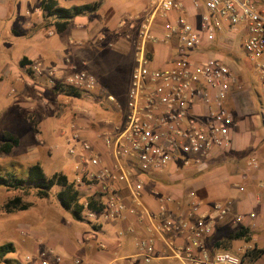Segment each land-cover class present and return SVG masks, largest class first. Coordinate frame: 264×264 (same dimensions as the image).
I'll return each mask as SVG.
<instances>
[{
  "label": "built area",
  "instance_id": "built-area-1",
  "mask_svg": "<svg viewBox=\"0 0 264 264\" xmlns=\"http://www.w3.org/2000/svg\"><path fill=\"white\" fill-rule=\"evenodd\" d=\"M189 6L197 11L195 22L188 15ZM173 13L176 16L170 22ZM157 19L167 22L161 35L156 32ZM240 30H244V52L264 94V0H153L152 12L139 30L125 110L114 95L105 97L123 120L122 115L118 123L106 120L111 128L99 136L102 150L82 136L78 123H68L65 133L71 134L69 143H73L68 154L75 159L76 183L88 198L104 206L101 213H94L88 210V201L82 202L85 213L103 214L112 222L125 220L129 213L137 215L146 228L138 242L144 264H151L160 250L174 264H244L239 255L213 252L205 244L214 235V226L200 215L203 205L194 192L188 194L186 213L172 209L177 203L172 194L153 192L158 213L144 202L145 181L152 175L167 174L180 160L185 166L206 167L215 150L233 144L236 121L228 106L241 88L238 77L224 59L197 58L196 54L214 50L219 40ZM174 41L177 58L166 68H154L147 44ZM35 70L38 75L44 72L39 67ZM63 84L85 94L98 88L95 76L86 71L69 75ZM123 189L131 207L124 201ZM239 190L243 192L244 187ZM214 210L220 219L225 218L232 212L231 202H218ZM186 233L187 244H178L175 239ZM75 264L83 263L76 260Z\"/></svg>",
  "mask_w": 264,
  "mask_h": 264
},
{
  "label": "crops",
  "instance_id": "crops-1",
  "mask_svg": "<svg viewBox=\"0 0 264 264\" xmlns=\"http://www.w3.org/2000/svg\"><path fill=\"white\" fill-rule=\"evenodd\" d=\"M1 1L0 55H3L4 59L7 60L0 71L1 109L3 112H8L15 102L25 109L33 104L36 112L42 117L43 112H45V100L41 99L40 94L44 93L46 87L51 88L54 81L52 82L53 79L47 77L41 79L26 78L25 73H27L28 65L23 66L21 61L26 59L35 65L44 66V70L55 69L58 73L55 74L57 79L65 77L71 73V70L82 71L80 70L82 67H88L93 71L100 62L103 53L114 51L113 43L120 45L119 47L123 49L121 51L123 55H125V48L128 43L136 46L139 30L152 12L153 0H57L59 5L65 8L99 5L94 12L76 17L69 30L63 34H58L52 29H42L41 0H29L34 4L35 9L31 12L28 10L25 12L26 19L24 24L20 23L21 28L19 29L15 28L14 25L11 26L13 21L17 24V17L12 14L10 6ZM196 13L197 11L189 6L188 15L193 22L196 20L194 17ZM175 16L176 14L173 13L169 21H173ZM166 24V21L157 19L156 32L161 35ZM7 32L15 39L30 41L18 53L16 59L13 57V51L17 45L15 41H10L11 39L4 40V34ZM60 35H63L62 39L59 37ZM154 45L155 48L148 51V54H151L150 59L154 68H166L177 58L178 45L176 41L170 45L160 42L154 43ZM118 51L120 50L118 49ZM203 52L205 53L196 54V57L207 58L213 55L211 49ZM85 58L87 63L83 60ZM135 67L136 62L130 67L129 75L123 85L126 86L125 101H123V88L118 95L110 93L116 96L121 104L127 102ZM29 79L33 83L30 89L24 85ZM96 99L98 100V97ZM100 100L103 102L101 103L103 108L99 109V118L94 120L80 118L77 123L82 128V136L93 141L94 145L102 150L99 136L104 130L111 128V125H106V120L118 123L122 114L117 111L103 110L104 108L108 109V106L105 97ZM90 105L91 101L86 103V108ZM122 107L125 110V106ZM241 124L245 130L239 131L236 128L235 132L233 131L231 147L226 150H215L205 163L206 167L185 166L184 160H180L171 166L167 174L152 175L146 179L144 202L152 212L158 213V197L153 192L162 195L172 194L177 202L172 209L175 212L186 213L188 194L202 192L203 194L199 199L203 205L200 215L206 216L207 220L214 226V235L208 237L205 244L211 247L213 243L226 238L244 226L250 229L253 237L251 244H245L242 241L234 244L235 250L238 248L239 251L243 252L253 248L254 245L264 248V146L261 147L260 134L256 135L248 130L245 122ZM255 135L256 139H254ZM253 160H257L255 166L250 165ZM174 179L178 182L175 183ZM239 187H244V191H240ZM188 188L190 190L186 192ZM122 194L125 203L131 207L132 204L125 189L122 190ZM218 202H231V214L220 219L214 210V205ZM34 215L33 220L36 223V228L34 230V224H32L33 237L41 240L51 230L55 235L52 240L58 243L62 252L69 255L64 262L58 258L57 264H73L75 255L83 264H144L142 258L138 256V242L146 234V228L135 214L129 213L125 220L113 222V226L118 229L115 240L102 242H97L89 234L85 236L86 227L76 221L73 215H67L65 210L60 213L54 209L48 211L35 210ZM251 215H255L256 218L251 219ZM41 224L46 229H38ZM28 226L30 227L28 224L18 225L10 233L19 232L24 237V234L27 235V231L23 229ZM101 227V225L93 226L95 230H101ZM3 233L9 234L5 226L0 227V234ZM186 235L187 233L178 236L175 239L176 242L180 245H186ZM83 238L86 240L83 241ZM59 243H62V246H59ZM85 243L87 244L85 245ZM33 245L37 247L36 243ZM101 245H105L106 249L102 250ZM164 255L160 250L157 258L151 264H174L172 259ZM41 257H45V254L42 253ZM261 259L254 264H263ZM26 264L44 263L40 258L34 263L27 262Z\"/></svg>",
  "mask_w": 264,
  "mask_h": 264
},
{
  "label": "rangeland",
  "instance_id": "rangeland-1",
  "mask_svg": "<svg viewBox=\"0 0 264 264\" xmlns=\"http://www.w3.org/2000/svg\"><path fill=\"white\" fill-rule=\"evenodd\" d=\"M1 2L9 5L12 9V14L17 17L18 21L17 24L14 21L11 22V26L14 25L15 28L18 29L21 28L20 23H23L26 19L25 12L27 10L31 12L35 9L34 4L29 2V0H2ZM243 33L244 30H240V32L232 35L231 38H222L214 45V50H212L211 54L224 59L232 68L231 70L234 71L235 76L238 77V83L241 87L235 93L234 98L230 99L228 106L235 116L236 124L234 125V132L236 128L239 129V131L245 130V127L241 124L245 122L248 130L253 134H260L262 147L264 146V94L261 92L259 78L255 75L252 65L248 62L246 53L244 52ZM4 36V40L11 39L10 41L16 42L17 48H14L13 51L14 59L17 58L16 56L24 46L30 43L27 39H15L9 35V32L5 33ZM59 37L62 39L63 35ZM132 45V43L126 45L125 55H123V52H121L123 49L119 47L120 45L113 43L112 46L114 51L103 53L100 62H98L93 71L88 69V67H82L83 69L81 68L80 70L95 76L98 88L96 91L89 94L80 92V96H69L55 90L58 84L64 85L65 78L76 72L75 70H71V73L65 77L57 79L55 76V74H58L57 72L51 76L50 73L53 70H44V66L35 65L27 60L26 63L28 64L26 65H28V68L26 69L27 73H25L26 78L36 77L41 79L47 77L53 79L52 82H54L51 84V88L46 87L44 93L40 94L41 99L45 100V112H43L42 117L36 112L35 107L32 106L33 104L25 109L15 102L8 112H3L0 98V147L5 143V135L16 138L20 142L19 146L10 154L0 152V173L16 172L19 176H25L28 174V167L40 164L48 177L57 173L66 175L69 181L79 190L81 194L80 202L88 201V194L84 190H81L80 186L76 183V174L74 172L75 159L68 154V150L73 143H69L71 134L65 133V131L69 130L70 125H68V123L70 121L77 123V120L80 118L89 120L99 118V109L103 108L101 105L103 102L100 99L106 97L110 93L118 95L123 88V101H125L126 86L124 87L123 85L129 75L130 67L136 62V50H134L136 46ZM117 48L120 51H118ZM147 48L148 51H152L155 45L153 43H148ZM83 60L87 63L86 58ZM6 61L3 55H0V71L4 67V62ZM36 67L44 70L42 75L36 74ZM24 85L26 88L30 89L33 83L29 79ZM97 97L99 101L96 99ZM92 98L94 100H91ZM90 101L91 105L86 108V103ZM122 106H125V104H122ZM103 110L113 111L109 106L108 109L104 108ZM123 117L122 115V120ZM256 135L254 139L257 138ZM254 152L256 151L254 150ZM173 181L175 183L178 182V180L175 179ZM189 190L188 188L186 192ZM59 192L60 188L56 187L52 190L48 199H41L34 191L22 192L0 187V227H7L9 232V234H0V245L12 243L15 246L16 252L9 255L7 258L11 260L12 264L34 263L40 258L44 264H57L58 258L62 259L64 262L69 256L60 250L55 240H52L55 235H53L51 230L47 233L46 237H43L41 240L40 238L36 239V237H33L32 233L36 228V223L33 220L35 210L48 211L54 209L59 213L64 211L58 201ZM195 194L197 198L200 199L203 193L196 192ZM17 197L22 198L26 203L31 205L29 210L8 213L6 211V205ZM55 213L58 214L57 212ZM65 213L67 215L70 214L66 211ZM79 222L86 227L84 232L85 236L89 234L97 242L115 240V234L118 229L113 226V222L106 220L103 214L90 217L87 213H84L83 220ZM21 224L30 225V227H24L23 229L27 231L26 236L24 234L23 237L19 232L10 233L11 230ZM32 224H34V230ZM95 225L96 227L97 225H101V230H95L93 228ZM41 228L46 229L42 224L38 229ZM82 240L85 241L86 238ZM34 243H36L37 247H34ZM86 244L87 243H85V245ZM59 246H62V243H59ZM239 250L236 248L233 253L241 257L245 251L241 252ZM42 253L45 254L43 258L41 257ZM74 258L73 264L75 260H78L76 255ZM261 258L260 261L264 264V256ZM247 263L250 264L248 260Z\"/></svg>",
  "mask_w": 264,
  "mask_h": 264
},
{
  "label": "trees",
  "instance_id": "trees-1",
  "mask_svg": "<svg viewBox=\"0 0 264 264\" xmlns=\"http://www.w3.org/2000/svg\"><path fill=\"white\" fill-rule=\"evenodd\" d=\"M98 6L95 4L65 8L61 7L57 0H41L40 9L43 15L42 29H52L58 34H63L69 30L76 17L94 12ZM148 57L151 58V54H148ZM26 62L27 60L24 59L21 64L24 66L28 64ZM55 90L69 96L81 95L80 91L60 84L55 87ZM4 139L5 143L0 147V152L4 154H10L20 144L18 139L8 137L7 135H5ZM27 172L28 174L25 176H19L16 172L0 173V187L22 192L34 191L41 199H48L52 190L58 187L60 188V192L58 193L60 206L73 215L76 220H83V214L86 212V208L80 202L81 194L66 175L57 173L48 177L40 164L28 167ZM88 203V210L94 213H101L104 208L102 203L96 201L94 197H90ZM30 206L22 198L17 197L8 202L6 211L8 213L24 212L29 210ZM252 237L253 234L250 229L242 226L226 238L213 243L210 248L213 252H229L235 254L233 253L235 251L234 244L239 241L245 244H251ZM15 252L16 249L12 243L0 245V264H12L11 260L7 258ZM262 256H264V248H259L257 245H254L253 248L247 249L241 255V258L244 264H248L247 260L250 264H254Z\"/></svg>",
  "mask_w": 264,
  "mask_h": 264
}]
</instances>
